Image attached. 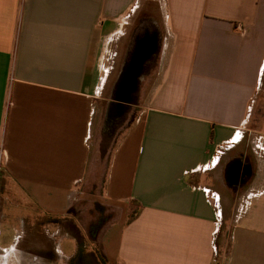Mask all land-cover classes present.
<instances>
[{"label":"crops","instance_id":"obj_1","mask_svg":"<svg viewBox=\"0 0 264 264\" xmlns=\"http://www.w3.org/2000/svg\"><path fill=\"white\" fill-rule=\"evenodd\" d=\"M152 1L166 50L86 193L101 44ZM245 155L247 191L224 180ZM0 172L25 214L0 211V264H264V0H0ZM90 202L114 213L91 238Z\"/></svg>","mask_w":264,"mask_h":264},{"label":"rangeland","instance_id":"obj_2","mask_svg":"<svg viewBox=\"0 0 264 264\" xmlns=\"http://www.w3.org/2000/svg\"><path fill=\"white\" fill-rule=\"evenodd\" d=\"M153 3L154 2L152 1V3L148 4L145 7V10L135 11V13L128 18V21L120 31L121 33H118L109 39H105L101 44V51L97 60V69L100 81L97 92L99 97H101V102L100 104H97L95 113L96 117L99 119L100 127L95 135L96 137L92 140V150L94 149L93 152L97 155L98 166L96 171L92 172L95 174V179H91L90 183H88L84 189L86 193L95 195L101 190L110 151L128 123L138 115V112L140 111L139 105L142 104V100H145L148 92L150 80L152 78V74L150 73L151 70H149L147 76L141 77L139 83H137L135 91L133 92L134 97L133 100H131L132 102L115 106V104H118L119 102L115 100V83L119 78L118 76L124 62L131 53L134 38L137 37L138 31H140V21H146L148 19L152 23L154 20L153 22L155 23L152 24L150 30L157 29L159 34V50L158 54H156L153 58V62L151 63L152 65L150 64L151 69L155 64H157L155 62L158 55L162 54V52L166 50L165 43L163 42V38L161 36L162 28L159 24L162 13L155 9V5ZM112 110L114 113H112ZM111 117L113 118L110 124L105 125V120ZM1 189L2 187L0 186V191ZM13 197L14 196L11 195L2 197L0 194V211L3 215H5L2 222L4 221V223L19 226L21 221L19 216L25 215L22 208L20 209L19 207L20 204L21 206L23 205V202L20 199L19 202H15ZM136 209V204L130 203L127 216H132L136 212ZM10 212H12L11 216L8 217ZM72 212H74L75 219L77 221L76 226H79V228H86V233L83 236L88 234L89 231L87 232V230L90 228L98 227L100 225L98 223H102V219L107 220L114 215L112 211L104 210L101 206L94 202L76 206L73 208ZM26 213L31 214V211L27 210ZM17 217H19V219ZM83 236L81 235L79 239H81L82 242H85V238ZM8 238L11 241L10 236H6V239ZM20 243L21 240L19 239V245Z\"/></svg>","mask_w":264,"mask_h":264},{"label":"flooded vegetation","instance_id":"obj_3","mask_svg":"<svg viewBox=\"0 0 264 264\" xmlns=\"http://www.w3.org/2000/svg\"><path fill=\"white\" fill-rule=\"evenodd\" d=\"M141 50L145 51V53L147 54V58L141 67L140 73L137 78L138 81L136 80L134 89L126 102H118V104L116 103L115 106L132 102L131 100H133L134 97L133 92L135 91L137 83H139L141 77L147 76V74L149 73L153 58L154 56H156V54H158L159 50V34L157 32V29L150 30V28L148 27L140 28L137 37L134 38L131 53L124 62V65L122 66L121 72L118 76L119 78L115 84L123 79V77L126 75L127 66L130 65V63ZM114 94L116 96L115 90ZM120 96H123V94L121 93ZM112 113H114L113 110ZM257 179L258 176L252 170V160L246 155L233 158L225 165L224 180L234 188L241 187L244 189V191H247V189H249L248 184L256 182Z\"/></svg>","mask_w":264,"mask_h":264},{"label":"water","instance_id":"obj_4","mask_svg":"<svg viewBox=\"0 0 264 264\" xmlns=\"http://www.w3.org/2000/svg\"><path fill=\"white\" fill-rule=\"evenodd\" d=\"M146 58L147 54L144 50H141L130 65L127 66L126 75L115 85V100L119 102H126L134 89L141 67ZM121 93L123 96H120Z\"/></svg>","mask_w":264,"mask_h":264},{"label":"trees","instance_id":"obj_5","mask_svg":"<svg viewBox=\"0 0 264 264\" xmlns=\"http://www.w3.org/2000/svg\"><path fill=\"white\" fill-rule=\"evenodd\" d=\"M112 118H113V117H111V118H109V119H106V120H105V121H106V124H105V125H109L110 122L112 121ZM106 127H108V126H106ZM132 216H133V215H132ZM132 216H130V217H128V218H131ZM88 234H89V236H90V238H91V237L93 236V231L90 230V231L88 232ZM80 251H81V249L78 250V255L80 254ZM95 255H96V258L98 259V261L100 262V264H106L103 255H102L98 250H95Z\"/></svg>","mask_w":264,"mask_h":264}]
</instances>
